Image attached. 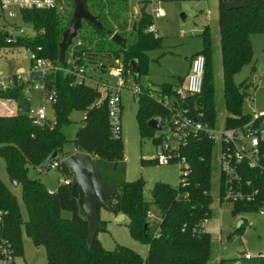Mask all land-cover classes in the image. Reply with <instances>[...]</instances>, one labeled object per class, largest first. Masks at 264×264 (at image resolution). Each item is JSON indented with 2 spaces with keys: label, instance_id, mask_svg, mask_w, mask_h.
<instances>
[{
  "label": "trees",
  "instance_id": "16d2710c",
  "mask_svg": "<svg viewBox=\"0 0 264 264\" xmlns=\"http://www.w3.org/2000/svg\"><path fill=\"white\" fill-rule=\"evenodd\" d=\"M217 1L223 105L229 114L225 117L224 124L231 127L248 119L242 112L245 92L241 90V85L234 83L233 75L251 60L250 35L264 33V0H247L245 6L239 9H226L230 0ZM62 2L60 0L61 4ZM126 3L127 0H87L89 11L100 18L103 29L99 30L87 22L94 37H79L81 45L75 48V55L80 56L81 62L85 58L94 61L96 53L88 45L94 41L95 36L97 39L104 37L106 45L116 44L106 34V30L125 37L126 49L116 44L115 50L108 46L105 54L118 58L122 53L125 80L128 78V70L132 74L130 60L138 59L140 75L141 65L146 59L145 51L158 47L161 40L145 30L151 25L146 13L137 20L133 18L132 25L135 23L136 27L133 29L131 25L128 29V19L120 13L122 8H126ZM63 10L64 13H60L57 8L23 10V21L31 25L36 34L21 39L14 45H7L0 39V48L8 46L13 50L23 46L25 49L36 50L41 47L38 51L39 57L50 59L57 66L66 67V60L63 65L58 61V45L73 9ZM132 36L135 38L132 39ZM201 38L202 50L191 57L198 53L205 56L203 88L199 95L188 97L187 103L197 110L201 109L205 119L215 125L218 109L215 103L213 36L208 26L202 30ZM98 51L104 52L100 47ZM104 67L105 65L102 66L103 70ZM132 78L136 81L138 79L133 74ZM73 79V75L63 70L52 71L43 78L45 87L55 89L57 94L53 123L37 126L24 114L0 115V157L5 160L7 176L18 181L21 186L22 201L27 214L24 219L16 199L0 179V209L8 211L6 234L13 243L16 254L22 248L23 228L35 246L44 247L47 264H206L211 257V235L209 232H193V229L199 221L209 219L211 215L209 206L212 204L210 191L213 142L208 138L194 137L185 149L192 168L185 186L178 183L177 187H171L157 182L153 187L151 200L147 201L143 198L145 181L137 179L121 183L118 194L107 198L116 214L123 213L127 218L130 236L148 245L145 257L123 245L106 250L97 236L89 246L88 222L81 207V189L78 186L73 188L71 181L60 184L55 191L50 192L41 181L29 176L30 167L39 171L47 169L44 164L49 156L55 150L60 154L64 153V146L68 142L75 149L80 148L90 154L93 160L99 158L118 162L124 158L121 133L114 135L111 130L106 97L98 87L89 84L70 86ZM23 88V85H18L5 91L0 90V99L15 100ZM142 88L143 92L136 98L138 128L142 136L152 135L155 144L156 131L148 125V121L157 115L167 114L168 110L149 97L148 86ZM158 90L173 94L174 87L169 83H162ZM73 110L83 111L84 117L74 136L69 138L65 128L73 122L69 117ZM142 163L148 164L149 160L143 159ZM68 177L71 178V174ZM151 205L158 208L162 218L157 225V233L150 231L147 222L146 214ZM235 205L239 209L251 210L240 204ZM64 211L69 212L70 216L64 217ZM100 223L102 230L104 222L100 220Z\"/></svg>",
  "mask_w": 264,
  "mask_h": 264
},
{
  "label": "rangeland",
  "instance_id": "374dc122",
  "mask_svg": "<svg viewBox=\"0 0 264 264\" xmlns=\"http://www.w3.org/2000/svg\"><path fill=\"white\" fill-rule=\"evenodd\" d=\"M159 2V3H158ZM146 5V18L154 26L152 32L154 37H160V45L154 49L145 51L146 59L141 65L139 78L134 80L131 76L127 78V84L137 83L142 87L150 85L157 90L162 83H169L177 86L185 79L189 70V58L196 52L202 50L201 32L208 26L213 36V59L215 74V103L218 109L216 126H222V120L228 113L223 105V81L222 66L219 47L218 32V1L217 0H180V1H160V0H127L126 8L120 10L122 17L128 19V29L131 28L133 13H139L140 8ZM161 6L162 15L154 17L152 8ZM73 9L71 0H63L59 3L57 10L64 13ZM16 10L15 17H9L6 12L0 9V28L4 31H13L19 27L27 28ZM147 31V27L145 29ZM148 32V31H147ZM77 37H94L91 27L85 20L78 30ZM132 39L135 36L131 37ZM252 46V56L250 62L244 64L238 72L233 75L236 85H241V90L245 92L242 105L243 114L256 110L264 113V33H253L250 35ZM116 44L106 45L105 38L95 36L94 41L89 46L96 53L95 60L85 58L88 79L112 81L110 70L115 67H123L122 53L120 56H107L108 46L115 50ZM99 47L104 52L98 51ZM97 51V52H96ZM2 55V57H1ZM68 50L66 59H68ZM28 61L26 53L11 49L0 50V68L5 75L12 73L20 65L19 61ZM25 65L26 62L21 63ZM105 65L104 70L102 66ZM26 76V75H23ZM30 75L28 87L30 91L25 92L23 88L15 100L7 101L0 99V115H6V106H14L17 114H24L31 117L40 107H45L47 121L53 123L55 119L54 104L44 97L41 91L32 89V78ZM104 95V89L97 85ZM121 136L124 143V158L118 162H111L96 158L94 163L102 178L110 185L118 188L121 183L143 179L145 186L143 198L151 200V193L155 183H166L171 187H177L179 183V166L176 162L158 164L153 159L156 153V146L152 141V135H141L137 122L138 102L135 96L127 89L121 95ZM10 104V105H7ZM10 107V108H13ZM73 121L65 131L69 138H72L84 117L83 111L73 110L69 115ZM76 149L68 142L64 146V153H59V160H62L65 153H72ZM149 160L148 164H143L142 160ZM211 191L212 197L211 215L206 221V229L211 235L212 251L211 257L206 264H258L256 259L245 260L244 253L257 254L264 252V212L257 210L239 209L231 201H219L218 198V160L217 149L215 148L212 160ZM29 176L42 182L47 190L55 191L61 184L59 181L64 174L59 168L50 166L43 170L30 167ZM0 179L9 189L16 199L22 216L27 217L22 201L21 186H14L6 173L5 160L0 157ZM152 217L147 218L149 229L155 232L156 224L160 222V213L156 206L151 205ZM64 217L70 216L69 212L62 213ZM99 218L104 222V229L98 231L97 239L103 248L113 250L118 245H123L133 249L140 256L145 257L148 245L134 240L127 227L128 220H123L105 209L99 208ZM21 250L15 256V264H47L45 249L42 246H35L32 240L21 230Z\"/></svg>",
  "mask_w": 264,
  "mask_h": 264
},
{
  "label": "built area",
  "instance_id": "2783aa9c",
  "mask_svg": "<svg viewBox=\"0 0 264 264\" xmlns=\"http://www.w3.org/2000/svg\"><path fill=\"white\" fill-rule=\"evenodd\" d=\"M59 3L60 0H0V9L6 12L9 17H15L17 10L22 17L23 10H48L57 8ZM152 14L154 17H160L162 15L161 6L152 8ZM147 31L153 32L154 26L149 25ZM35 34L36 30L31 25L27 28L19 27L13 31H4L3 28H0V39H3L7 45H14L19 40L32 37ZM80 45L81 39L74 38L67 49L69 58H65L66 67L57 66L50 59L39 57L38 51L41 50V47L32 50L20 46L12 50L6 46V49L26 53L28 66L26 69L15 68L12 73L6 75L0 74V90L5 91L23 85L25 92L28 93L30 91L29 76L41 75L40 79L32 78V89L41 91L44 97L54 104L57 100L56 91L53 88L47 89L43 81L48 73L63 70L74 76L70 86L87 84L86 80L89 77L86 64L84 61L81 62L80 56L75 55V48ZM205 64L206 59L203 54L198 53L191 57L185 79L174 87L173 94L161 92L158 89L154 90L150 85H147L149 97L168 110L167 114L157 115L153 118L160 125V129L155 130L154 134L156 139L155 162L158 164L176 162L180 170L179 185L185 186L192 170L185 149L194 137L197 139L208 138L213 142V153L215 148L217 149V199L231 201L251 210L264 212V113L252 110L251 113L245 114L248 119L237 126L211 125L205 119L201 109L197 110L187 103L188 97L199 95L202 92ZM126 74L131 76L130 70ZM110 76L113 78L112 81L100 78L91 80L92 83L89 85L103 87L111 130L114 135H119L121 133L122 91L127 89L137 98L143 92V88L134 82L130 85L127 84L123 67H115L110 70ZM30 119L34 125H44L47 121L45 107L38 108ZM50 167H59V160H54ZM59 181L61 184H68L72 179L64 175ZM7 215V210L0 209V264H15V248L6 234ZM146 215L149 218L153 216V213L149 210ZM161 219L160 215L159 220L161 221ZM207 220L208 218H204L199 221L193 232H208L206 229ZM157 225L158 223L154 233L158 231ZM243 257L245 260L256 259L258 264H264V252L254 255L244 253Z\"/></svg>",
  "mask_w": 264,
  "mask_h": 264
},
{
  "label": "water",
  "instance_id": "95a60500",
  "mask_svg": "<svg viewBox=\"0 0 264 264\" xmlns=\"http://www.w3.org/2000/svg\"><path fill=\"white\" fill-rule=\"evenodd\" d=\"M73 4V12L68 26L62 32L61 41L59 42V54L58 61L61 65L65 63L66 51L72 44L73 39L77 37L78 30L82 26V21L85 20L88 23L94 25L97 29L102 30L103 25L100 18L92 14L87 6V0H71ZM247 0H230L226 5V9H239L245 6ZM146 5L140 8L139 13L135 15V20L139 16L146 13ZM135 23L132 28L135 29ZM110 39L120 46L122 49H126L125 37H122L118 33H112L110 30L105 31ZM130 66L132 74L139 78V62L134 58L130 60ZM41 75H36L34 79H40ZM148 125L155 130L160 129V125L154 120L150 119ZM59 160L58 151H54L44 164V167H49L54 160ZM59 168L65 176L71 174L73 188L78 186L83 193L82 211L88 222L87 242L90 246L96 237L98 231L101 228L99 218V208L104 207L108 211L114 213L118 219H124L123 213L116 214L114 207L107 201L108 197H112L118 194V188L110 185L100 175L92 156L80 148L76 149L72 153L64 154L62 160H59ZM9 181L14 186H19V182L9 178Z\"/></svg>",
  "mask_w": 264,
  "mask_h": 264
},
{
  "label": "crops",
  "instance_id": "0c3cea01",
  "mask_svg": "<svg viewBox=\"0 0 264 264\" xmlns=\"http://www.w3.org/2000/svg\"><path fill=\"white\" fill-rule=\"evenodd\" d=\"M134 14V16L137 14V13H133ZM17 61H19V63H20V65L19 66H17L16 68H19V69H26L27 68V66H28V61H24V60H17ZM189 61H190V58H189ZM23 62H26V64L25 65H21V63H23ZM0 74H5L4 73V70L2 69V68H0ZM173 86V85H172ZM173 87H175V86H173ZM7 101H10V100H7ZM11 102V101H10ZM7 105H10V104H7ZM13 105H11L10 107H12ZM9 106H6V115H13V114H16L15 113V109H14V106H13V108H10ZM14 109V110H13ZM229 115V114H228ZM226 117V116H225ZM225 117L223 118V120H222V123L224 124L225 123ZM216 124H217V121H216ZM248 261H250V260H248ZM237 264H240L239 262L237 263Z\"/></svg>",
  "mask_w": 264,
  "mask_h": 264
},
{
  "label": "flooded vegetation",
  "instance_id": "af4514ba",
  "mask_svg": "<svg viewBox=\"0 0 264 264\" xmlns=\"http://www.w3.org/2000/svg\"><path fill=\"white\" fill-rule=\"evenodd\" d=\"M191 58V57H190Z\"/></svg>",
  "mask_w": 264,
  "mask_h": 264
}]
</instances>
